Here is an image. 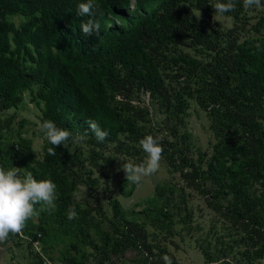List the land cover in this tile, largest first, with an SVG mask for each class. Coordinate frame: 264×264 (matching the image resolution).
<instances>
[{
	"label": "trees",
	"instance_id": "obj_1",
	"mask_svg": "<svg viewBox=\"0 0 264 264\" xmlns=\"http://www.w3.org/2000/svg\"><path fill=\"white\" fill-rule=\"evenodd\" d=\"M82 2L0 0V167L51 179L58 196L55 211L36 205L39 215L7 241L24 242L35 264L57 250L61 264H165V255L178 264L168 247L187 236L204 264H264V8L237 0L218 16L217 0H95L89 17L78 14ZM90 18L99 37L82 33ZM191 102L209 122L205 151L192 148ZM28 103L38 127L52 120L87 139L50 156L38 128L37 157L26 119L16 123ZM88 120L109 133L103 143ZM147 135L162 138L161 161L178 177L127 209L113 193L133 195L120 169L145 163ZM195 196L214 215L206 230L193 225ZM72 206L78 219L69 221Z\"/></svg>",
	"mask_w": 264,
	"mask_h": 264
},
{
	"label": "clouds",
	"instance_id": "obj_2",
	"mask_svg": "<svg viewBox=\"0 0 264 264\" xmlns=\"http://www.w3.org/2000/svg\"><path fill=\"white\" fill-rule=\"evenodd\" d=\"M242 6L246 10L253 8H264L262 0H242ZM99 4L95 0H86L78 4V14L80 16L93 17L99 12ZM237 8V0H227L220 2L217 0L213 6L215 15L224 16L226 13L234 12ZM102 15V13H99ZM84 36H100V24L94 19H88L80 25ZM88 129L94 134L95 139L103 143L109 133L102 129L94 120L86 121ZM39 130L43 132L44 138L53 147L48 148L50 156L56 155L57 147L66 146L71 138L74 143H80L87 139V134H76L72 136L70 130L57 127L52 120H44ZM161 137L147 135L139 141V144L147 156L146 163L135 164L127 162L121 165L125 173V179L136 185L141 181L154 175L160 168V162L163 159L164 148L161 143ZM22 169L12 167L5 170L0 167V245L4 244L10 234H20L24 229L26 222L39 215L36 205H41L40 211H55L57 196V185L51 179L36 180L29 172L26 177H21ZM78 195V194H76ZM69 221L78 219V213L75 206H72L67 212ZM165 264H172L170 257L165 255L162 258Z\"/></svg>",
	"mask_w": 264,
	"mask_h": 264
},
{
	"label": "rangeland",
	"instance_id": "obj_3",
	"mask_svg": "<svg viewBox=\"0 0 264 264\" xmlns=\"http://www.w3.org/2000/svg\"><path fill=\"white\" fill-rule=\"evenodd\" d=\"M13 20L16 23L19 22L17 18H13ZM216 20L224 26L231 25L230 19L218 17ZM145 102H147V98H145ZM37 112V109L33 108V106L28 103V105H25L24 108H21L17 112L16 123L20 122L23 118L26 119V123L23 126V133L27 138H31L33 140L34 152L37 157H41L43 140L37 132L39 128L37 122ZM16 123L15 128L18 127ZM208 124L209 122L205 113L200 111L195 103L191 102L190 109L188 110V116L186 118V127L192 135L191 142L193 149H201L202 151L208 149L209 143L212 141V135L208 130ZM177 177L178 175L170 174L161 161L159 170L154 175L144 178L140 185L136 186L135 191L130 198L120 197L115 192L113 195L118 198L122 205L127 209H131L136 205H140L139 207H141L143 201L152 195L156 184L167 182L168 180L176 181ZM191 205L194 212L193 225H201L206 230L214 218L213 213L205 207L203 201L198 196H195L192 202H190V206ZM139 207L135 209L139 210ZM173 241L177 245L176 248H170L169 246L168 250L174 255L178 264H204L203 257L196 249L193 238L181 236L174 238ZM60 248L61 247H59V249ZM33 251L40 252V246H33ZM52 256L53 261H50L48 264H61L58 261L60 256L59 250L55 251ZM35 263L34 256L31 254L30 250L26 249L24 242H22L21 246L18 247H12L11 243L8 241L0 245V264Z\"/></svg>",
	"mask_w": 264,
	"mask_h": 264
},
{
	"label": "built area",
	"instance_id": "obj_4",
	"mask_svg": "<svg viewBox=\"0 0 264 264\" xmlns=\"http://www.w3.org/2000/svg\"><path fill=\"white\" fill-rule=\"evenodd\" d=\"M33 245L34 247L39 246V241H34Z\"/></svg>",
	"mask_w": 264,
	"mask_h": 264
}]
</instances>
